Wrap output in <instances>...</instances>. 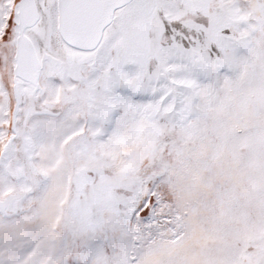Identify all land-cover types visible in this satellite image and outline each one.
Returning a JSON list of instances; mask_svg holds the SVG:
<instances>
[{
	"label": "snow or ice",
	"instance_id": "snow-or-ice-1",
	"mask_svg": "<svg viewBox=\"0 0 264 264\" xmlns=\"http://www.w3.org/2000/svg\"><path fill=\"white\" fill-rule=\"evenodd\" d=\"M0 264H264V0H0Z\"/></svg>",
	"mask_w": 264,
	"mask_h": 264
}]
</instances>
